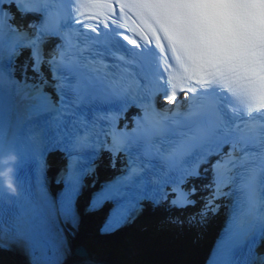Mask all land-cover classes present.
Returning <instances> with one entry per match:
<instances>
[{"label": "bare ground", "instance_id": "1", "mask_svg": "<svg viewBox=\"0 0 264 264\" xmlns=\"http://www.w3.org/2000/svg\"><path fill=\"white\" fill-rule=\"evenodd\" d=\"M152 49L154 52H156L157 50L154 43L152 44ZM125 168H126V175H127L129 173V170L126 166ZM208 228H209L208 229L209 231H213L214 230L213 224L211 223L210 225H208ZM208 230L204 229V225H203V226H199V231L190 233V237L188 239L187 244L189 245L192 251L188 253L187 255L181 253L174 244H170L169 253L166 256V260L164 263H160V264H185L184 258L187 260L193 259L194 257H197L200 251H202L200 256L197 258V260H199L202 254L204 253L206 246L208 245V241H209ZM140 234L143 236H148V232L142 229L140 230ZM137 253H140V251H137V249L135 251V248H134V251L132 252V256L137 257ZM109 259H110V256L107 257L105 260H109ZM87 260L93 261V260H98V259L95 258L93 255H91L89 251L87 250V248L85 247L83 243V234H79L76 237H72L71 253L69 255L70 263L76 264V263L84 262ZM18 261L20 263H23L22 259L19 256H18Z\"/></svg>", "mask_w": 264, "mask_h": 264}]
</instances>
